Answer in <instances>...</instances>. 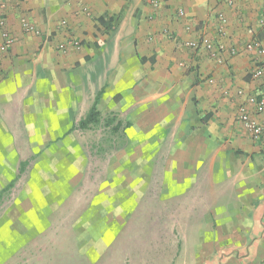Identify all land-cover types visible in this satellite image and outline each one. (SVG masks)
<instances>
[{
    "label": "crops",
    "instance_id": "0c3cea01",
    "mask_svg": "<svg viewBox=\"0 0 264 264\" xmlns=\"http://www.w3.org/2000/svg\"><path fill=\"white\" fill-rule=\"evenodd\" d=\"M263 1L0 0V198L31 156L55 164L54 145L78 144L60 151L71 158L67 197L40 201L51 217L24 264H41L49 239L68 238L69 226L76 245L81 222L119 227L169 205L184 221L231 214L249 223L248 243L235 249L246 260L223 251L208 264H264V140L239 118L247 106L264 121L247 102L264 95V76L252 75L263 57L246 48L264 47ZM202 35L211 49L191 45ZM101 90L97 124L114 132L108 138L78 127Z\"/></svg>",
    "mask_w": 264,
    "mask_h": 264
},
{
    "label": "rangeland",
    "instance_id": "374dc122",
    "mask_svg": "<svg viewBox=\"0 0 264 264\" xmlns=\"http://www.w3.org/2000/svg\"><path fill=\"white\" fill-rule=\"evenodd\" d=\"M91 133L98 138H108L110 133L114 132L109 133L103 125L97 124L94 125ZM99 144L96 145L97 149H103L104 146L99 147ZM75 145H78L77 142L71 141L64 144V148L59 146L57 148L54 145L48 151L51 153L49 162L51 160V163L56 164L58 156L61 170L66 167V171L62 170L63 175L58 169L56 170L55 164L44 162V165L40 166L38 157L31 156L26 164V173L4 191L0 198V264H24L26 254L22 253L23 250L34 243L36 239L33 238L41 230L46 229L43 228L46 223L44 221L51 217L52 208L44 207L48 213L45 214L43 207L39 205L40 201L46 198L48 201L59 202L67 197L65 190L69 183L67 185L65 182H68L67 178L71 175L69 169L71 158L61 156L60 151ZM77 155L79 159V154ZM23 156H25L24 151L15 156L14 162L16 163ZM44 167L49 168L45 173L42 170ZM63 176L66 178L65 182L61 180ZM117 199L113 195V205ZM30 204L32 205L29 206ZM177 209L178 206L170 205L162 206V210L156 207L157 211L163 213H157L152 220L131 219L126 225L121 224L119 227L112 225V228L109 227L110 230L107 227L103 229L99 222L95 225L92 222H81L82 228L79 232L82 236L77 238L79 246L78 242L74 244L71 235L76 232H73L69 226L68 238L49 239L52 241L47 243L49 248L46 253L47 258L40 262L41 264H183L195 262L202 254L201 263L208 264L212 260L215 261L216 257H220L223 251L227 252L229 260L235 262L246 260L245 255L240 259L238 250L235 249L244 248L249 241L247 221H236L231 214H226L223 221L214 217L209 218L207 222L184 221L179 219L183 216L176 213ZM196 229L201 230L202 236H196ZM8 241L13 245L7 249L5 246ZM94 244L96 246L92 247ZM197 251L201 253L198 254Z\"/></svg>",
    "mask_w": 264,
    "mask_h": 264
},
{
    "label": "built area",
    "instance_id": "2783aa9c",
    "mask_svg": "<svg viewBox=\"0 0 264 264\" xmlns=\"http://www.w3.org/2000/svg\"><path fill=\"white\" fill-rule=\"evenodd\" d=\"M230 2H233L235 0H229ZM236 1H243V0H236ZM87 11V10H86ZM181 13H183L181 11ZM219 21L222 25L225 22V18L223 15H219ZM262 25H264V1L262 4ZM6 40L5 44L1 46V49L5 50L7 49V45L10 43L11 39L5 35ZM74 46H79V41L76 39H71L70 41ZM191 45L195 48L198 47H206V48H212L214 46L213 41L207 36L202 35L199 40L191 42ZM65 44L61 43L59 45L60 49H65ZM250 50H255L258 52L261 58L259 60V63L256 67V69L253 71L252 75L255 78H260L264 76V47H262L257 41H250L247 44V47ZM248 103H252L255 106V113H261L264 111V95L257 96V95H250L247 98ZM239 118L242 121V123L245 125L246 129L251 133L252 138L255 140L263 141L264 140V121L258 120L253 113H251L247 106H244L241 108L239 113Z\"/></svg>",
    "mask_w": 264,
    "mask_h": 264
},
{
    "label": "trees",
    "instance_id": "16d2710c",
    "mask_svg": "<svg viewBox=\"0 0 264 264\" xmlns=\"http://www.w3.org/2000/svg\"><path fill=\"white\" fill-rule=\"evenodd\" d=\"M102 92H103V90H101L97 94L89 112L87 113V115L83 119H81L79 121L78 127L80 129L90 128L92 125H95L100 121L101 114H100V111L98 109V104L100 102Z\"/></svg>",
    "mask_w": 264,
    "mask_h": 264
}]
</instances>
